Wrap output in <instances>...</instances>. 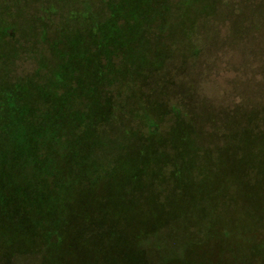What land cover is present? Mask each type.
<instances>
[{
  "label": "rangeland",
  "instance_id": "1",
  "mask_svg": "<svg viewBox=\"0 0 264 264\" xmlns=\"http://www.w3.org/2000/svg\"><path fill=\"white\" fill-rule=\"evenodd\" d=\"M0 106V264H264V0H0Z\"/></svg>",
  "mask_w": 264,
  "mask_h": 264
},
{
  "label": "trees",
  "instance_id": "2",
  "mask_svg": "<svg viewBox=\"0 0 264 264\" xmlns=\"http://www.w3.org/2000/svg\"><path fill=\"white\" fill-rule=\"evenodd\" d=\"M14 88H15V86H12L11 88L7 89L4 93L8 94V95L14 94L16 92ZM17 88H19V87H17ZM28 90L31 91L30 88H28ZM16 93H21V92H16ZM15 100H17L16 97H15ZM14 104H15V102H14ZM18 106H19V103H18V105H15L14 107H12V110H10L12 115H10V116H14V117L16 116L15 110H18V108H20ZM1 108L2 107L0 106V110H1ZM80 125H77L76 127L71 128L72 135L75 134L80 129V128H78V126H80ZM1 129L2 128H0V135H2V136H7V135L8 136H19L20 139H22L26 134L32 133V130L30 128L26 129V128L20 127V126L17 128V127H13L12 125H8V124L3 127V130H1ZM17 129H19V130H17ZM60 140L61 141L63 140L62 137H60ZM47 142L48 141H46V140H43V141L41 140V141L36 143V151L34 149V156L30 152H28L26 150L27 149L26 146L25 147H23V145L20 146V148L23 149L25 151V154H26V158L22 159V162H23L25 167H27V165H29L28 164L29 161L40 162V161H38L40 159V157H42V159L43 158H49V156L46 157V155H47L46 153L48 152L47 151L48 144H46ZM9 147H10V145H5V147L4 146H0V153L7 151L9 149ZM51 159L54 160L55 166L61 164V155H60V153H58V152L54 153L53 157L51 156ZM25 163H27V165ZM53 168H54V166L52 168H49V165H47L44 162V166L43 167L39 166V170H37V175H38L37 178H39L41 181H44V182L46 181L48 183L49 182V180H48L49 171L51 169H53ZM54 175H55V173H54ZM29 177H30V175H29ZM56 197L59 198L58 191L56 192ZM53 206L51 205V209H53ZM38 207L42 208V212L40 211V208H38ZM35 208L36 209L38 208V210H37L35 215H37L36 217L41 216V217L38 218V219H40L38 221L41 222V223L43 222V224L41 225L39 230L37 229L39 231V234H37L38 236H36L34 238L37 240V242L41 243L40 245H42V247L46 248L47 245L49 244V241H51V240H49V238H46V236L50 235V234H53V233L62 232V231H64L66 229V226H62L61 225V223H62V221H61L62 215L61 216L60 215L56 216L57 213H58V209H57L56 212H54V211L50 212L49 211V208H50L49 207V201H48V203L46 205V204H44L43 201L42 202H40V201L38 202L36 200V207ZM63 215H64V212H63ZM43 217H45V220H43ZM49 218L51 219V222H49L50 221ZM20 241L24 242V240H20ZM94 248L95 247H93V249Z\"/></svg>",
  "mask_w": 264,
  "mask_h": 264
}]
</instances>
